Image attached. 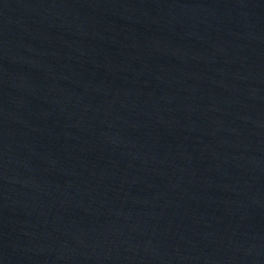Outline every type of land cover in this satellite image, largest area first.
<instances>
[{"label": "water", "instance_id": "1", "mask_svg": "<svg viewBox=\"0 0 264 264\" xmlns=\"http://www.w3.org/2000/svg\"><path fill=\"white\" fill-rule=\"evenodd\" d=\"M0 264H264V0H0Z\"/></svg>", "mask_w": 264, "mask_h": 264}]
</instances>
